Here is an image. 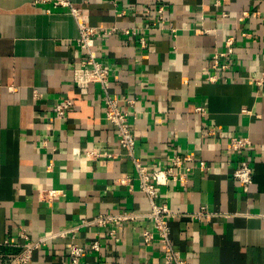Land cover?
<instances>
[{"label":"crops","instance_id":"crops-1","mask_svg":"<svg viewBox=\"0 0 264 264\" xmlns=\"http://www.w3.org/2000/svg\"><path fill=\"white\" fill-rule=\"evenodd\" d=\"M72 1L88 24L116 29L96 40L94 54L110 68L111 93L136 99L130 108L136 155L166 166L176 154H193L187 184L171 180L157 198L179 213L170 223L176 248L188 264H264V83L255 81L264 74V0ZM79 34L66 7L0 0V264L21 252L22 232L34 240L72 227L74 238L50 241L30 264H68L72 241L87 247L82 264H168L157 242L143 240L150 219L113 235L109 226L86 223L101 213H144L150 204L115 125L105 119L100 84L79 89L73 82L85 58ZM229 37L234 54L221 59L229 65L214 68L213 55ZM65 99L72 104L59 118L55 106ZM232 136H247L251 146L231 150ZM87 149L100 155L87 156ZM200 161L210 169L197 168ZM243 161L254 171L247 186L232 176ZM124 177L128 183L119 181ZM46 187L64 193L49 201ZM203 205L212 219L191 216Z\"/></svg>","mask_w":264,"mask_h":264},{"label":"built area","instance_id":"built-area-1","mask_svg":"<svg viewBox=\"0 0 264 264\" xmlns=\"http://www.w3.org/2000/svg\"><path fill=\"white\" fill-rule=\"evenodd\" d=\"M36 3H51L54 7H66L70 14L74 17L79 27V37L77 38L78 48L84 52L85 58L82 60L79 66H76L73 73V82L79 89H85L90 87L93 83H98L103 91V100L105 104V119L115 125L118 132L119 144L126 148L128 156L134 162L136 168V178L139 182V190L144 192L147 196L150 204V208L147 212L141 213L134 210H121L118 212L101 213L88 220L86 223L89 225H97L102 228L110 227L109 233L111 235L116 233V230L123 228L126 223L137 220L144 216L151 220L152 227L143 231V240L145 243L150 244L157 242L161 248L162 256L168 264H188L185 257L182 255L179 249L176 248L172 237L171 221L176 218L179 213L173 211L166 203L159 204L157 198L160 195V187L168 184L169 181H179L182 184H187L188 177L195 167L193 154H176L174 155L169 164L166 166H149L144 163L142 159L136 155V135L130 123V108L134 106L136 99L123 97L119 98L114 96L110 91V75L111 71L109 66L102 60L98 59L94 54L95 42L98 38L110 35L115 32V28L106 26H95L88 24L84 19L82 9L75 6L72 0H33ZM116 5L120 0H110ZM151 5H148L142 12L148 13ZM47 11H50L48 8ZM156 13L158 17V23L162 25L166 23L165 20V8L163 5L156 7ZM172 30H176L172 27ZM128 34H136V31L124 29ZM140 44L144 47L147 42L142 36L139 38ZM234 38L229 37L226 41V49L217 52L213 55V67L214 68H227L229 64L227 62L221 63L222 58H229L234 54ZM255 81L258 84L264 83V74L257 76ZM34 96L40 97L41 93L38 90L34 91ZM124 101L125 105L122 106L121 102ZM72 104L70 99H65L63 102H59L55 106L56 116L62 118L67 108ZM199 111L204 112L205 108L200 106L197 108ZM231 150L235 152H241L243 149H247L251 146V141L247 136H232L229 141ZM87 156H99L100 153L95 152L92 149L86 150ZM111 156L112 154H108ZM51 167V166H48ZM197 168L203 171H207L210 167L205 161H200L196 165ZM253 167L249 161L240 162L233 170L232 176L239 181L242 185H249L253 182ZM120 182L128 183V177L120 178ZM44 198L52 201L55 198L62 195L64 192L62 189L54 187H46L42 189ZM191 216L199 218L206 217L208 220L212 219L213 213L210 212L206 205L201 206L200 210L191 212ZM264 217V215H263ZM78 227H72L61 230H51L41 234L37 239H31L25 232L21 233L23 242H16L23 248L12 259L10 264H30L35 252L44 248L52 240L59 237L72 236ZM91 250H99V241H94L90 245ZM87 253V247L72 241L68 248L67 254L69 256L68 264H82V258Z\"/></svg>","mask_w":264,"mask_h":264}]
</instances>
